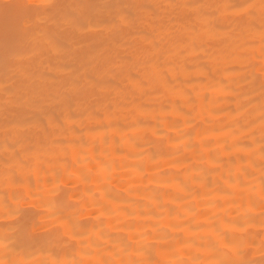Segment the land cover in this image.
<instances>
[{
  "label": "bare ground",
  "instance_id": "bare-ground-1",
  "mask_svg": "<svg viewBox=\"0 0 264 264\" xmlns=\"http://www.w3.org/2000/svg\"><path fill=\"white\" fill-rule=\"evenodd\" d=\"M0 264H264V0H0Z\"/></svg>",
  "mask_w": 264,
  "mask_h": 264
}]
</instances>
